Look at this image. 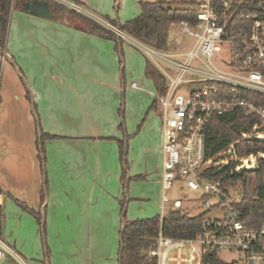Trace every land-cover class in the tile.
I'll use <instances>...</instances> for the list:
<instances>
[{
	"label": "crops",
	"instance_id": "0c3cea01",
	"mask_svg": "<svg viewBox=\"0 0 264 264\" xmlns=\"http://www.w3.org/2000/svg\"><path fill=\"white\" fill-rule=\"evenodd\" d=\"M55 17L31 15L15 2L8 11L0 50V188L9 205L20 211L23 203L42 217L47 251L40 224L19 206L37 229V264H118L122 206L133 220L129 202L153 192L160 211L162 109L134 44ZM41 131L49 135L43 159ZM2 228L0 221L8 245Z\"/></svg>",
	"mask_w": 264,
	"mask_h": 264
},
{
	"label": "built area",
	"instance_id": "2783aa9c",
	"mask_svg": "<svg viewBox=\"0 0 264 264\" xmlns=\"http://www.w3.org/2000/svg\"><path fill=\"white\" fill-rule=\"evenodd\" d=\"M194 22L179 21L170 26L193 39L189 49L161 54L107 23L118 36L135 44L149 55L173 68L169 74L153 62L167 80L166 92L157 96L162 109V163L160 199L161 218L170 210L189 215L193 202L203 214L201 228L191 238L164 236L161 231L156 246L149 251L156 264H264V221L249 228L239 219L232 195L233 187H224L211 176L213 169L232 164L233 171L254 169L264 152L239 156L230 143L216 155L208 157L204 147V128L213 115L236 109L255 115L258 121L250 132H241L237 140H264V0H194ZM64 3V2H62ZM72 9L80 7L67 3ZM171 57H180V61ZM195 64V65H193ZM136 86L135 84H132ZM181 93V89H188ZM242 93V97H237ZM251 93V94H250ZM257 96H255V95ZM236 141V142H237ZM175 182L179 191L199 194L184 199H169L165 191ZM1 210V201H0ZM188 245L189 257L172 249ZM16 254L0 237V264ZM227 256V257H226Z\"/></svg>",
	"mask_w": 264,
	"mask_h": 264
},
{
	"label": "trees",
	"instance_id": "16d2710c",
	"mask_svg": "<svg viewBox=\"0 0 264 264\" xmlns=\"http://www.w3.org/2000/svg\"><path fill=\"white\" fill-rule=\"evenodd\" d=\"M24 1L26 0H0V50L4 48L10 5L15 2L19 6ZM45 1L48 2L55 16L65 12V9L68 10L70 14L78 19L77 26L87 33L119 43L124 41L112 29L100 24L86 14L69 8L56 0ZM71 2L81 5L78 0H71ZM194 3V0H180L174 4L162 0L154 2L138 0L140 10L137 16L123 23L111 20L107 16L104 21L150 48L157 51H167L170 25L183 20L194 22ZM145 74L152 80L157 95L166 92V78L156 65L148 59L145 60ZM237 97H242V93L238 94ZM257 98L258 103L264 106V97L258 95ZM155 102L157 101L154 100L152 106L155 105ZM257 121L258 118L255 115H246L238 109L222 115H213L206 123L203 132L206 156L216 155L232 142H235L234 148L239 156L264 152V140L245 139L237 141L241 136V132H250L252 125ZM40 133L38 147L40 157L43 159V141L49 135L44 134L42 131ZM125 143V140L119 141L120 159L124 162L126 161ZM231 168H233L232 164L225 165L220 169H213L211 176L220 179L226 188L235 187L237 184L241 186V197L235 208L239 212V219L245 222L247 227L255 228L264 221V158H259L257 167L254 169H241L236 172ZM1 195L2 190L0 188V199ZM18 204L38 221L44 243L45 224L42 222L41 215L23 203L18 202ZM203 216L204 213L189 215L181 210H170L161 219L156 215L128 220L125 208L122 206L118 264H156L155 258L149 254V251L156 246L158 232L161 231L164 236L168 237L191 238L200 230ZM44 247L47 251L48 248L45 243Z\"/></svg>",
	"mask_w": 264,
	"mask_h": 264
},
{
	"label": "rangeland",
	"instance_id": "374dc122",
	"mask_svg": "<svg viewBox=\"0 0 264 264\" xmlns=\"http://www.w3.org/2000/svg\"><path fill=\"white\" fill-rule=\"evenodd\" d=\"M71 0L63 1L67 7L71 8L67 3ZM138 0H94L92 4H81L79 5L77 10L80 13L86 14L87 16L93 18L94 20L98 21L100 24L107 26V23L104 21L106 15H109V19H113L116 16L122 18V15H126L127 17L133 18L138 13ZM149 2H154L158 0H145ZM170 3H176L180 0H162ZM62 18H66L71 23L79 22L77 18L74 17L73 14H70L68 10L65 9V12L59 13ZM193 44V39L185 34H182L177 28H173L170 26L168 31V50L166 52H162L161 54L168 55L170 53H178L189 49V47ZM134 50L138 52L139 57L145 60L148 59L152 62H155L157 65L159 64L163 69L169 72V74L173 73L174 70L167 64L163 63L157 55H149L145 53L141 48L136 46L135 44L132 45ZM135 56V55H134ZM137 56V55H136ZM135 56V57H136ZM133 58L136 61V58ZM173 60L180 61L182 58L180 57H171ZM195 65V64H193ZM196 66V65H195ZM196 85H189L188 89L180 90L181 93H187L192 87ZM181 182H175L173 186L166 190L165 196L169 199L175 198H182L185 202L190 197H198L199 194H190L189 192L179 191L178 185ZM234 189L232 190V195L236 199L241 197V186L237 184ZM1 198L6 201L3 193ZM129 210H127V217L129 215V211L133 212V219H140L143 217H152L155 215L160 214L158 210V199L155 196V193L151 192L148 196H145L144 200L141 201H133L129 202ZM188 206H191L189 213L196 214L199 212V208H196L193 202L187 203ZM15 205H9L8 201H6L4 207L1 209L0 212V221L2 225V236L6 239V242L16 254H11L10 257L5 259L4 264H37L36 260V251H37V241L36 240V233L37 229L34 227L33 221L27 217L26 214L21 212V208L18 206L19 210ZM17 210V212L15 211ZM11 233V235H9ZM9 235V236H8ZM8 236V237H6ZM36 236V237H35ZM189 246L186 245L180 249H172L168 253V257H171L175 253L183 254L185 258L189 257ZM118 249V237L115 241V251L117 252ZM34 251V252H33ZM227 257V256H226ZM110 262V261H109ZM110 264H117L112 262ZM185 264H192L190 262H185Z\"/></svg>",
	"mask_w": 264,
	"mask_h": 264
},
{
	"label": "water",
	"instance_id": "95a60500",
	"mask_svg": "<svg viewBox=\"0 0 264 264\" xmlns=\"http://www.w3.org/2000/svg\"><path fill=\"white\" fill-rule=\"evenodd\" d=\"M23 6L26 8L27 12L31 15L40 18L56 20V17L53 15V12L48 2H46L45 0H29L28 2L23 4Z\"/></svg>",
	"mask_w": 264,
	"mask_h": 264
},
{
	"label": "flooded vegetation",
	"instance_id": "af4514ba",
	"mask_svg": "<svg viewBox=\"0 0 264 264\" xmlns=\"http://www.w3.org/2000/svg\"><path fill=\"white\" fill-rule=\"evenodd\" d=\"M29 0H26V1H24V2H21V5H23V4H25L26 2H28Z\"/></svg>",
	"mask_w": 264,
	"mask_h": 264
}]
</instances>
